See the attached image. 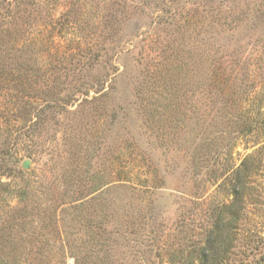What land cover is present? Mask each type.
Returning <instances> with one entry per match:
<instances>
[{
	"label": "rangeland",
	"instance_id": "1",
	"mask_svg": "<svg viewBox=\"0 0 264 264\" xmlns=\"http://www.w3.org/2000/svg\"><path fill=\"white\" fill-rule=\"evenodd\" d=\"M0 264H264V0H0Z\"/></svg>",
	"mask_w": 264,
	"mask_h": 264
},
{
	"label": "water",
	"instance_id": "2",
	"mask_svg": "<svg viewBox=\"0 0 264 264\" xmlns=\"http://www.w3.org/2000/svg\"><path fill=\"white\" fill-rule=\"evenodd\" d=\"M22 166L26 168V167L28 166V162H27V161H24V162L22 163Z\"/></svg>",
	"mask_w": 264,
	"mask_h": 264
}]
</instances>
